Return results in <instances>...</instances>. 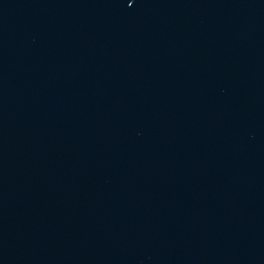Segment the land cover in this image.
<instances>
[{
	"label": "water",
	"instance_id": "water-1",
	"mask_svg": "<svg viewBox=\"0 0 264 264\" xmlns=\"http://www.w3.org/2000/svg\"><path fill=\"white\" fill-rule=\"evenodd\" d=\"M0 264H264V0H0Z\"/></svg>",
	"mask_w": 264,
	"mask_h": 264
}]
</instances>
